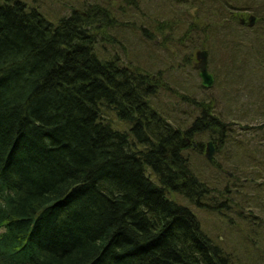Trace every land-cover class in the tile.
<instances>
[{
  "label": "trees",
  "instance_id": "1",
  "mask_svg": "<svg viewBox=\"0 0 264 264\" xmlns=\"http://www.w3.org/2000/svg\"><path fill=\"white\" fill-rule=\"evenodd\" d=\"M121 1L119 9L93 0L85 15L51 17L32 1L0 0V264L229 263L194 210L241 208L228 198L204 205L213 197L187 155L202 145L190 142L205 136L215 150L230 145L254 178L264 174L261 149L230 140L210 100L179 95L196 115L183 129L145 102L168 89L105 52L100 40L129 27L121 16L139 12L135 0ZM174 1L184 5V35L202 27L197 48L209 26L238 24L240 12L254 16L251 29L264 25V0ZM145 22L135 29L147 40ZM103 112L128 129H115ZM263 181L254 185L258 200Z\"/></svg>",
  "mask_w": 264,
  "mask_h": 264
},
{
  "label": "rangeland",
  "instance_id": "2",
  "mask_svg": "<svg viewBox=\"0 0 264 264\" xmlns=\"http://www.w3.org/2000/svg\"><path fill=\"white\" fill-rule=\"evenodd\" d=\"M28 1H32L44 15L51 17L68 14L73 10L85 15L88 7L94 3L93 0ZM135 1L139 12L131 13L130 10L128 16L123 15L117 19L118 23L127 24L130 28L122 25L116 32L103 34L107 38L100 40L105 52L119 56L122 63L130 64V70L147 73L151 79L164 86L162 89H168L167 93L156 92L145 102L166 117L169 124L174 127L178 124L183 129L196 115L193 107L180 100L179 95L196 102L210 100L215 118L229 128V139L239 138L251 149H261L256 153V158L264 160V39L260 38L261 33L264 36V25L251 29L253 25L247 27L221 21L209 26L202 50L207 53V69L214 76V83L210 89H202L192 66L195 51L201 50V47L195 46L199 45L198 33L202 32V27L193 29L194 35L190 36L191 31L183 34L185 26L181 14L184 5L181 2ZM112 2L117 5L97 0L100 6L108 8L119 9V5L125 4L120 0ZM141 13L145 14L144 17ZM239 14L248 13L243 11ZM142 21L151 24L147 40L135 29L139 28ZM161 23L164 25L161 26ZM155 31L162 34L157 35L159 32ZM190 37L191 42L188 41ZM154 80L148 82L153 84ZM103 118L117 130L128 129L124 124L116 122L110 112H103ZM207 142L205 136L193 139L190 142L192 148L198 145H202V148L199 152L187 153L191 173L207 187L208 196L213 197L211 201L204 199V205H218L219 201L228 198L240 205L241 210L230 206L221 209L220 214L213 209L195 211L191 207V210L196 213L203 233L213 243H219L228 254V264H264V208L261 212L264 198L258 200L253 190L264 174L254 178L256 174L252 166L246 171L249 160L243 161V153H232L230 145L226 149H216L211 160L207 161L204 157ZM257 165L261 170L263 166L260 163ZM262 183L264 185V181ZM173 196L176 202L190 207L178 196Z\"/></svg>",
  "mask_w": 264,
  "mask_h": 264
},
{
  "label": "water",
  "instance_id": "3",
  "mask_svg": "<svg viewBox=\"0 0 264 264\" xmlns=\"http://www.w3.org/2000/svg\"><path fill=\"white\" fill-rule=\"evenodd\" d=\"M243 19H240V22H242ZM254 22V16L251 14H248L246 16V23L248 24V27H251ZM194 59H195V65L194 69L197 71V77L200 80V87L203 89H210L213 84V77L210 73L207 71V53L204 50H199L194 53ZM213 153V147L211 142H207L205 144V159L207 161H210L212 158Z\"/></svg>",
  "mask_w": 264,
  "mask_h": 264
},
{
  "label": "flooded vegetation",
  "instance_id": "4",
  "mask_svg": "<svg viewBox=\"0 0 264 264\" xmlns=\"http://www.w3.org/2000/svg\"><path fill=\"white\" fill-rule=\"evenodd\" d=\"M243 16V17H242ZM247 16V15H246ZM246 16L244 17V15H241V14H239V15H237V23H238V25H245V26H247L248 27V24L246 23ZM240 19H243V21L242 22H240ZM254 23V22H253ZM253 25V24H252ZM194 65H195V59H194V63H193V69H194ZM195 70V69H194ZM207 71H208V69H207ZM197 72V71H196ZM208 73H210L209 71H208ZM211 74V73H210ZM212 75V74H211ZM212 77H213V83H214V76L212 75ZM198 78V77H197ZM213 85V84H212ZM199 86H200V80H199ZM216 150L214 149L213 150V153L215 152ZM212 153V154H213Z\"/></svg>",
  "mask_w": 264,
  "mask_h": 264
}]
</instances>
